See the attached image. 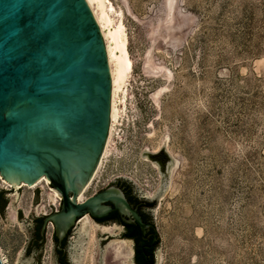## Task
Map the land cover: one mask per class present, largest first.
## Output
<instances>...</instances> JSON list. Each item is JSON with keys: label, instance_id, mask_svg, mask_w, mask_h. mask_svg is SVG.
I'll list each match as a JSON object with an SVG mask.
<instances>
[{"label": "rangeland", "instance_id": "rangeland-1", "mask_svg": "<svg viewBox=\"0 0 264 264\" xmlns=\"http://www.w3.org/2000/svg\"><path fill=\"white\" fill-rule=\"evenodd\" d=\"M109 3L113 23L121 14L132 70L109 152L84 196L122 177L153 200L155 264H264V0ZM158 151L176 160L172 173L154 160ZM1 189L6 264H58L54 226L46 224L38 244L32 228L59 208L60 194L44 183ZM81 225L69 226V251ZM120 230L95 228V264L101 253L118 264Z\"/></svg>", "mask_w": 264, "mask_h": 264}, {"label": "water", "instance_id": "water-1", "mask_svg": "<svg viewBox=\"0 0 264 264\" xmlns=\"http://www.w3.org/2000/svg\"><path fill=\"white\" fill-rule=\"evenodd\" d=\"M109 103L104 41L85 0H0V175L12 187L46 177L61 205L44 224L59 235L105 215V201L144 228L114 188L77 198L100 158Z\"/></svg>", "mask_w": 264, "mask_h": 264}, {"label": "bare ground", "instance_id": "bare-ground-1", "mask_svg": "<svg viewBox=\"0 0 264 264\" xmlns=\"http://www.w3.org/2000/svg\"><path fill=\"white\" fill-rule=\"evenodd\" d=\"M88 7L90 8L93 17L99 27L102 39L104 41L108 69L110 74V103H109V127L108 135L104 143L98 164L86 184L81 188L78 193V201H83L86 197L84 191L90 185L92 179L98 174L99 168L102 164V160L107 156L110 146L111 131L114 123L117 121L119 116V108L117 102L119 101V92L123 94V87L132 70V60L129 57L127 51V34L123 22L121 20V14L117 15L115 23L112 15V5L109 0H85ZM122 103L123 99H122ZM176 165V160H168L167 169L170 173ZM0 182L3 186H12L8 181L3 179L0 175ZM44 183L49 187V190L56 199H59L58 192L51 188L47 182L45 176L41 175L32 183L26 184L25 182L19 181L17 186H13L14 190L17 191L20 187L35 188L37 185ZM78 223H82L81 230L72 246L73 251L71 256L74 264H83L80 260V256L83 254V259L87 257L89 260L88 264H95L93 255L94 251L97 252L98 241L96 240L95 228H101L102 230H109L111 226L100 225L91 220L88 215H83L78 219ZM84 235H87V240L84 244ZM113 246V257L118 259V264H133L132 261V248L130 242L127 240L116 241L112 244ZM96 254V253H95ZM0 260L2 264H6V259L0 250ZM100 264H105L104 253H101Z\"/></svg>", "mask_w": 264, "mask_h": 264}, {"label": "flooded vegetation", "instance_id": "flooded-vegetation-1", "mask_svg": "<svg viewBox=\"0 0 264 264\" xmlns=\"http://www.w3.org/2000/svg\"><path fill=\"white\" fill-rule=\"evenodd\" d=\"M153 158L162 167L168 166V159L164 162H161L160 156L156 154L153 156ZM109 188H114L120 192V194L128 203V205L132 209H134L139 215L140 221L144 224V228L142 229V227L140 226L138 221L132 216V213L130 211H126L125 209L119 210L118 208H116L115 204L112 201L104 202V204L109 206L110 208L105 215L101 217H91L89 215L88 216L92 218L94 222L100 225H116L121 228L119 232V239L127 240L130 242L132 248L133 264H140V262H142V264H149L150 260H152L153 264H155V249L157 247L158 237L155 231L153 221L151 219V210L154 206L153 200H150L147 197L140 195L134 189L131 183L123 179L122 177H117V179L111 181L100 190H106ZM60 205L59 208L55 211H58L60 209ZM43 216L46 217L47 215ZM79 218H76L74 221L78 223ZM36 224L38 223H35L34 221L32 228L33 242L38 243L40 239L36 238L34 233ZM46 224H40L38 231L41 234H43V230ZM71 232L72 229L70 227L66 229L64 234L60 235L55 230V228L52 230L51 240L53 242L55 259L58 264H74L71 256V252L73 251V249L72 251L68 250V240L71 237ZM109 237H111V235L106 232V239ZM61 254L64 255V262L60 261Z\"/></svg>", "mask_w": 264, "mask_h": 264}, {"label": "trees", "instance_id": "trees-1", "mask_svg": "<svg viewBox=\"0 0 264 264\" xmlns=\"http://www.w3.org/2000/svg\"><path fill=\"white\" fill-rule=\"evenodd\" d=\"M156 155H159L160 156V161L161 162H164V161H166L167 159H168V157H167V155L164 153V152H162V151H158L157 153H156ZM5 194H6V191H4V190H0V214L4 211V209H5V207H6V205H7V197L5 196ZM149 204H151V203H149ZM153 204V203H152ZM44 218H45V216H38V217H36L35 218V223H38V224H36V226H35V230H34V233H35V237L36 238H39V239H41L42 237H43V234H41L39 231H38V229H39V227H40V224L42 223V225H43V223H44ZM55 238V237H54ZM157 243H158V241H157ZM36 244H38V243H36ZM64 255L63 254H61L60 255V261H63L64 262ZM140 264H142V262H140ZM149 264H153V262H152V260H150V262H149Z\"/></svg>", "mask_w": 264, "mask_h": 264}]
</instances>
